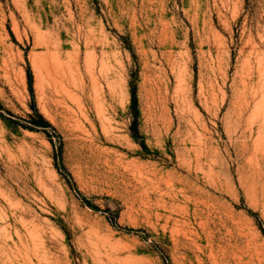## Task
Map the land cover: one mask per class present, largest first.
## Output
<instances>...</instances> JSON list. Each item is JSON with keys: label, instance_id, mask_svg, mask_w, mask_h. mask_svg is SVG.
<instances>
[{"label": "rangeland", "instance_id": "1", "mask_svg": "<svg viewBox=\"0 0 264 264\" xmlns=\"http://www.w3.org/2000/svg\"><path fill=\"white\" fill-rule=\"evenodd\" d=\"M0 264H264V0H0Z\"/></svg>", "mask_w": 264, "mask_h": 264}, {"label": "trees", "instance_id": "2", "mask_svg": "<svg viewBox=\"0 0 264 264\" xmlns=\"http://www.w3.org/2000/svg\"><path fill=\"white\" fill-rule=\"evenodd\" d=\"M43 124L50 125L49 122H47L44 118H42Z\"/></svg>", "mask_w": 264, "mask_h": 264}]
</instances>
